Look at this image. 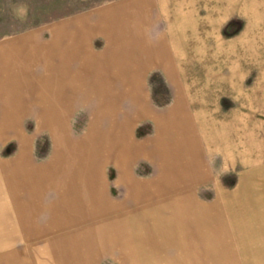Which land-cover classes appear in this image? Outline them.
Masks as SVG:
<instances>
[{
  "label": "rangeland",
  "instance_id": "374dc122",
  "mask_svg": "<svg viewBox=\"0 0 264 264\" xmlns=\"http://www.w3.org/2000/svg\"><path fill=\"white\" fill-rule=\"evenodd\" d=\"M0 117V264H264V0H0Z\"/></svg>",
  "mask_w": 264,
  "mask_h": 264
},
{
  "label": "crops",
  "instance_id": "0c3cea01",
  "mask_svg": "<svg viewBox=\"0 0 264 264\" xmlns=\"http://www.w3.org/2000/svg\"><path fill=\"white\" fill-rule=\"evenodd\" d=\"M126 5V4H125ZM124 5V6H125ZM124 6H122L123 8H124ZM126 7H128V6H126ZM138 7H139V5H138V3L137 4H131V6H130V8H131V10H134V9H136V10H138ZM138 19L136 18V19H134V20H132L133 22H138L137 21ZM130 49H132L131 47H130ZM123 58H129V57H123ZM131 58V57H130ZM128 62V61H127ZM141 63H143V62H141ZM143 64H145V63H143ZM96 65V63H94V66ZM122 65H123V67H126V68H124V69H121V68H123L122 67ZM120 67V69L118 70V69H116L115 70V73H118V72H120V74H130V75H138L137 73H139V74H145L147 71L145 70V69H139L138 68V64H134V63H128V64H120L119 65ZM147 66V65H146ZM145 66V67H146ZM94 69L95 70H91V72L87 69V71H85V73H87L86 75L88 76V77H90V75L92 74V73H96V74H101L102 73V71H100V68H95L94 67ZM104 71V70H103ZM105 73V72H104ZM89 79V78H88ZM135 79V78H134ZM134 79L133 78H131V84L132 85H134ZM132 80H133V82H132ZM90 82V80L88 81V83ZM135 88V89H134ZM138 88H139V86H137V87H133V86H129V90H131V91H133V90H138ZM141 89H143V88H141ZM122 98V97H121ZM183 100L181 99V98H179L178 99V103L175 105V111L176 110H178V108H179V106H181V105H179L180 104V102H182ZM4 119H3V117L1 118L0 117V122L1 121H3ZM6 179V178H5ZM10 205L8 204V203H6L5 205H4V207L3 208H5L6 210L8 209V207H9ZM13 207V205H11L10 207H9V209L10 208H12ZM4 212H1L0 211V215L2 216V214H3ZM7 213V212H6ZM8 216H9V219L8 220H10V218H12L11 219V221L13 222L12 224L11 223H9V229L11 230V227L12 228H14V226H17L18 227V225H20V222H19V220H18V217L16 216V213H15V211H13V212H8ZM13 216V217H12ZM13 218H15V220H13ZM2 221V219L0 220V222ZM20 228V227H19ZM6 257V256H5ZM16 258H13L12 257V255H10V259H8V261H10L11 260V262H13L12 260H15ZM16 262H18V261H15V263Z\"/></svg>",
  "mask_w": 264,
  "mask_h": 264
}]
</instances>
